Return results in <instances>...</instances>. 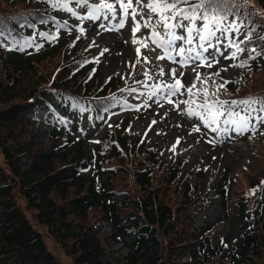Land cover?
<instances>
[{
  "label": "trees",
  "instance_id": "1",
  "mask_svg": "<svg viewBox=\"0 0 264 264\" xmlns=\"http://www.w3.org/2000/svg\"><path fill=\"white\" fill-rule=\"evenodd\" d=\"M233 4L237 17L256 27L252 43L240 45L247 48L235 64L243 65L236 67L241 81L225 86V99L264 98V0ZM61 23L60 10L41 0H0V264H118L101 261L104 248L129 236L125 264H264V149L256 152L262 172L243 185L226 172L230 184L215 195L235 211L240 234L212 243L214 226L196 224L211 201L196 195L201 169L186 172L185 161L168 164L135 140L133 116L118 118L87 154L91 133L118 107L122 85L117 77L103 80L102 62L84 63L94 59L83 33L59 29L52 42L39 35L56 36ZM21 37L42 47L22 53L13 43ZM54 93L68 103H52ZM36 108L49 118L45 145L33 141L43 125ZM103 221L111 238L95 231Z\"/></svg>",
  "mask_w": 264,
  "mask_h": 264
},
{
  "label": "rangeland",
  "instance_id": "2",
  "mask_svg": "<svg viewBox=\"0 0 264 264\" xmlns=\"http://www.w3.org/2000/svg\"><path fill=\"white\" fill-rule=\"evenodd\" d=\"M89 3H99V0H89ZM76 13L78 16L83 17L86 15V11H81L77 8ZM131 11V9L129 10ZM62 24L66 21L67 27L62 28L64 31L70 33L77 32L83 33L86 37L87 48L91 49L89 57L91 59L99 58V61L103 64V80H110L109 77L119 78L122 84L123 91L120 90L121 103L118 108L108 114L107 120L102 126L92 133L89 147L86 149L87 154H90L94 143L98 139L103 131L110 127L118 118L124 116L126 113L133 116L131 128V135L135 140H140L146 148H156L161 152V158L168 164L185 161L184 171L194 169L198 167L201 169L203 175L202 186H199L196 195L203 193L204 196H209L211 201L203 208V210L197 214L196 224L198 227H206L213 225L215 231L211 235V241L214 244H218L223 237H230L233 242L240 234V228L237 215L234 210H229L224 204L221 203L217 194L219 185L224 184L228 186L229 179L225 178V174L229 171L230 178L234 177L239 180L243 185L248 178L257 172H262L257 163L258 158L256 152L264 149V124L258 123L259 116H264V113L258 111L259 109L251 105V110L245 105L232 106L233 115L229 117L227 115V106L222 111H225V115L218 118L216 124H211L205 128L202 126V121H199L196 117L186 116L188 105H179L182 100L189 99L187 95H175L171 99L175 101L174 104H169L167 100L161 99L164 91H161L155 96L154 100H159L163 104V108L159 104L154 103L148 99V96L155 91L154 85L157 83L163 85L165 82H169L168 76H163L159 80L148 79L142 74L137 76L136 70L132 67L138 59L143 63V56H147L150 63L143 64V70L148 71L149 75L158 74L160 69L167 70L169 67L177 69V72L183 71L185 78L181 83L191 84L195 78L193 68L202 74V76L210 75L215 71H220V76H212L211 79L216 81V84L209 83L206 87L211 92L216 91V85L229 81L227 84H234L241 80L240 73L235 65L237 58L244 59L245 54H238L235 48H229L224 51V56L221 57L217 54V60L219 63L214 64L213 67L207 66L197 67L196 63L191 61L187 65L174 64L169 59L158 60L157 56L164 55L162 49L156 51H147L141 47L140 44H134L133 39L140 40L148 35V30L141 28L140 31L133 35L132 25L130 22H125V27L120 28V17L104 19L103 15L99 20L89 19H77L68 13L61 11ZM139 19V17L137 18ZM104 25V27H100ZM106 29L110 31H106ZM83 30V31H81ZM177 35L184 34L182 30H176ZM216 43L215 40L212 41ZM177 46L183 45L184 47H196L197 51H200L198 45L194 41L193 45H185L183 41H177ZM89 45H92L89 47ZM150 47H154L151 44ZM140 48L141 55H137L136 48ZM30 46L25 47V49ZM109 49L101 55L103 49ZM210 52L212 49L209 50ZM236 52V58L230 59L231 54ZM172 55L176 60H181L182 57L177 56L175 52ZM194 55V53H193ZM205 56L208 53H204ZM251 62H254L252 60ZM200 64H206V61H200ZM140 65H137L139 68ZM227 68L225 72L222 69ZM118 73V75H117ZM131 74V75H130ZM123 77V78H121ZM142 80V84L135 83V80ZM34 80V79H33ZM29 82L23 83V88L29 91ZM226 84V85H227ZM147 85V86H145ZM202 85L197 84V88ZM130 88H135L137 92H130ZM183 91V90H182ZM140 93H143L141 95ZM217 95L221 100H225L224 89H221ZM55 100H60V95L57 93L53 96ZM211 99V97H210ZM145 105H148L145 107ZM179 105V107H177ZM138 109V110H137ZM200 111V109H197ZM166 113V114H165ZM249 117L250 122L247 124V130H238L242 127V118ZM225 120H232L235 123H225ZM153 121H156L153 123ZM44 122H48L45 119ZM200 124L201 131L193 132L192 124ZM66 125V123H64ZM215 128L216 131H212ZM45 126H39L37 132L33 136V141L38 144L44 145L45 143ZM79 131L83 134L87 131L85 123L81 122L79 125ZM24 163V160L22 161ZM26 164H23L22 169H26ZM76 224H72V232L78 233ZM102 226L95 230L96 233L104 238L106 237V231H101ZM46 243L50 249H52V243L49 239ZM111 249L122 248L119 244L111 243L107 244ZM107 254V251H106ZM116 256V254H114ZM112 259V258H111ZM114 262V261H113Z\"/></svg>",
  "mask_w": 264,
  "mask_h": 264
},
{
  "label": "snow or ice",
  "instance_id": "3",
  "mask_svg": "<svg viewBox=\"0 0 264 264\" xmlns=\"http://www.w3.org/2000/svg\"><path fill=\"white\" fill-rule=\"evenodd\" d=\"M41 2L49 4L53 9L61 10L70 14L77 19H89L99 20L103 15L104 19L120 17L119 27L124 28L125 22H130L132 25V32L135 35L141 28L148 30V35L140 40L133 39L134 44H140L141 47L147 51H156L162 49L164 55L157 56L156 59L164 60L169 59L174 64L187 65L189 61L196 63L197 67L207 66L213 67L214 64L219 63L217 60V54L221 57L224 56V50L229 48H235L237 52L247 51L246 47H240L241 44H251V33L255 29L256 25L251 22H246L244 17H237V13L234 11L233 0H99V3H89V0H41ZM72 5V6H70ZM74 7L80 8L81 11H86V15L80 17L74 11ZM131 9V11H129ZM139 17V19H137ZM231 17V19L229 18ZM46 21L42 20L41 23ZM30 27L32 25H29ZM67 27V22L57 25V35L52 36L48 33H40L39 35L49 42L57 39L59 35V29ZM104 27V25H100ZM264 28V25H260ZM182 30L184 34L177 35L176 30ZM83 31V30H81ZM106 31H110L106 29ZM5 32L0 30V37H4ZM244 39L241 40L240 37ZM77 39L80 37L77 36ZM260 40L264 41V37H260ZM213 40L216 41L213 44ZM177 41H183L185 45H193L194 41L198 45L200 51H197L196 47H184L183 45L177 46ZM16 50H23L25 47L30 46L31 41L24 37L19 40L13 41ZM154 47H150L149 45ZM92 45H89L91 47ZM42 45H37V50ZM212 49L210 52L209 50ZM12 50V49H9ZM109 51L105 48L102 50L101 55L104 52ZM253 51L255 49L253 48ZM175 52L177 56L182 57L181 60H176L172 55ZM137 55H141L140 48H136ZM194 53V55H193ZM204 53H208L207 56ZM230 59L236 58V52L231 54ZM255 59V57H250ZM200 61H206V64H200ZM99 58H95L93 61H84V63H98ZM150 63L148 57L143 56V63L140 59L136 61L132 67L136 70V75H143L148 79L159 80L163 76L170 78L169 82H165L163 85L157 83L154 85L155 91H153L148 99L154 103L159 104L163 108V104L159 100L153 98L161 91H164L161 99L167 100L169 104L176 103L171 99L172 96L177 94L187 95L189 99L182 100L179 105H188L186 116L196 117L199 121H202V126L207 128L211 124H216L219 117L225 115V106H227V115L231 117L233 115L232 106L245 105L251 110V105L259 104L258 111L264 112V98H248L240 101H224L219 98L217 93L221 89L226 90V84L229 81L216 85V91L211 92L206 87L209 83L216 84V81L212 80V76H220V71H215L207 76H202L193 68L195 78L191 84L181 83L185 78L183 71L177 72L176 68L169 67L167 70L161 68L158 74L149 75L148 71L143 70V64ZM137 65H140L137 68ZM231 67H242L243 65H230ZM223 71H227V68H223ZM59 71V70H58ZM95 69H93V72ZM118 75V73H117ZM131 75V74H130ZM123 78V77H121ZM111 79V77H109ZM135 83L142 84V80H135ZM197 84L202 87L197 88ZM147 86V85H145ZM183 90V91H182ZM123 91V89H121ZM130 92H137L135 88H130ZM143 95V93H140ZM211 97V99H210ZM177 105V107H179ZM74 106L79 107L77 101ZM148 105H145L147 107ZM112 107L111 104L105 105L103 111H108ZM200 109V111H197ZM138 110V109H137ZM166 114V113H165ZM102 119V117H98ZM258 123L264 124V116H259ZM156 121H153L155 123ZM225 123H235L232 120H225ZM250 122L249 117L242 118V127L238 130H247V124ZM193 132H200L201 125L193 123ZM212 131H216L215 128ZM96 143H99L96 141ZM264 183V181H262ZM255 189L253 193L255 194Z\"/></svg>",
  "mask_w": 264,
  "mask_h": 264
},
{
  "label": "built area",
  "instance_id": "4",
  "mask_svg": "<svg viewBox=\"0 0 264 264\" xmlns=\"http://www.w3.org/2000/svg\"><path fill=\"white\" fill-rule=\"evenodd\" d=\"M105 228L102 229V231H104Z\"/></svg>",
  "mask_w": 264,
  "mask_h": 264
}]
</instances>
